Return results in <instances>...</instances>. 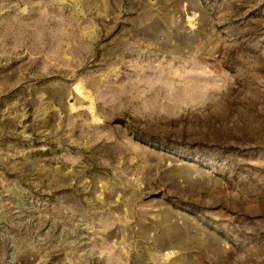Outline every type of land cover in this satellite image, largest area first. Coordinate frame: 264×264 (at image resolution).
I'll list each match as a JSON object with an SVG mask.
<instances>
[{
  "label": "rangeland",
  "instance_id": "374dc122",
  "mask_svg": "<svg viewBox=\"0 0 264 264\" xmlns=\"http://www.w3.org/2000/svg\"><path fill=\"white\" fill-rule=\"evenodd\" d=\"M0 264H264V0H0Z\"/></svg>",
  "mask_w": 264,
  "mask_h": 264
}]
</instances>
